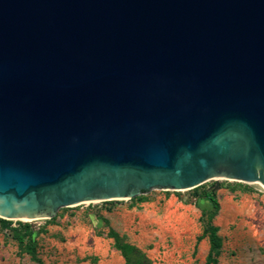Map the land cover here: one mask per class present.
Listing matches in <instances>:
<instances>
[{
    "label": "water",
    "instance_id": "95a60500",
    "mask_svg": "<svg viewBox=\"0 0 264 264\" xmlns=\"http://www.w3.org/2000/svg\"><path fill=\"white\" fill-rule=\"evenodd\" d=\"M211 180L264 187V0H0V219Z\"/></svg>",
    "mask_w": 264,
    "mask_h": 264
},
{
    "label": "rangeland",
    "instance_id": "374dc122",
    "mask_svg": "<svg viewBox=\"0 0 264 264\" xmlns=\"http://www.w3.org/2000/svg\"><path fill=\"white\" fill-rule=\"evenodd\" d=\"M203 192L214 194L219 204L211 221L221 240L218 264H264V187L226 180H211L192 190H154L138 196L142 201L61 209L52 219L28 223L31 244L41 264H125L108 237L112 229L150 264H205L209 242L197 238L212 207L208 197L199 199ZM11 222L21 235L17 222ZM0 264L38 263L0 227Z\"/></svg>",
    "mask_w": 264,
    "mask_h": 264
},
{
    "label": "trees",
    "instance_id": "16d2710c",
    "mask_svg": "<svg viewBox=\"0 0 264 264\" xmlns=\"http://www.w3.org/2000/svg\"><path fill=\"white\" fill-rule=\"evenodd\" d=\"M198 194V193H197ZM197 194H195L197 196ZM211 203V210L205 213L206 222L203 228L202 234L197 238V242L207 238L209 242V251L205 259V264H218L217 257L220 253L221 240L217 236L218 228L211 224L212 219L216 216L219 210V204L214 194L203 192L199 199L207 198ZM133 200L142 201L141 197H137ZM132 201V200H130ZM19 228L23 230L20 235L18 231L11 227L12 222L0 219L1 229L9 230L12 233L13 239L24 247V251L30 258L38 264H41L40 260L36 257L35 248L31 244L32 231L28 223H16ZM108 237L113 240V247L117 250L125 261V264H150V261L146 256L135 246L125 243L119 235L112 229L108 232ZM27 239V241H26Z\"/></svg>",
    "mask_w": 264,
    "mask_h": 264
},
{
    "label": "bare ground",
    "instance_id": "6f19581e",
    "mask_svg": "<svg viewBox=\"0 0 264 264\" xmlns=\"http://www.w3.org/2000/svg\"><path fill=\"white\" fill-rule=\"evenodd\" d=\"M242 197V196H241ZM228 204V203H227ZM246 220V219H245ZM13 221H16V220H13ZM28 221V220H27ZM23 222H24V220H23Z\"/></svg>",
    "mask_w": 264,
    "mask_h": 264
}]
</instances>
